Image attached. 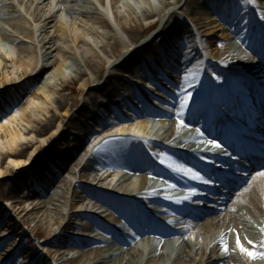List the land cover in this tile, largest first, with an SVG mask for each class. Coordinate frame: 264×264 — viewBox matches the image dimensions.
Wrapping results in <instances>:
<instances>
[{
	"label": "rangeland",
	"instance_id": "1",
	"mask_svg": "<svg viewBox=\"0 0 264 264\" xmlns=\"http://www.w3.org/2000/svg\"><path fill=\"white\" fill-rule=\"evenodd\" d=\"M11 1L16 5L14 10L9 6L0 5V9L4 8L5 10L0 16V40L4 35L10 37L11 41L15 42L14 45L20 54L19 57L27 58L25 53L29 50L28 46H32L35 62L30 72L26 71L25 68L16 70L20 80L13 83L14 86L9 83L10 85H5L4 89H0V115L11 113L17 106L21 108L35 95L45 101L46 109L34 117V127L28 123L22 125L26 133L34 131L36 137L34 145L27 149V157L32 156V161H24L25 163L19 167L16 164H5L3 168L5 173L0 176V264H63L66 258L77 256L80 251L78 248L68 246L66 244L67 239L83 238L82 235L88 233H84L78 228V226L89 222L88 219L79 217L78 213L88 211L109 226L117 227L119 224L125 223V218L121 213L133 209L132 200L125 199L124 196L120 200L116 197L113 199L116 209L109 211L108 216L101 214L103 210L101 206L95 209H86V206L81 205V201L86 199V196L81 194V186L102 190L104 194L109 196H112L113 191H115L114 188L120 194H126L129 191L136 192V189L142 186L140 176L127 179L121 183L123 187L118 186L121 176L125 172L124 170L113 171L108 169V163L114 159V154L103 143V140L108 135H113L110 133H113L121 125L114 127L111 132L102 133L98 131L95 122L98 119L91 112L92 108L95 107L97 113L104 115V117L102 116L104 122H110L105 117L115 114L114 116H121L133 125L137 123L133 120L136 112L145 107L170 113L173 111L176 102H181L188 93H191L190 102L194 97H199L203 78L213 81V86L219 85L212 69L206 66V60L216 62L224 67L237 65L239 68L242 67L241 69L251 68L250 73L258 71L263 62L251 47V36L256 33L252 31L249 34V32L256 22L257 32L262 33L261 44L264 46V20L261 19V16H264V0H254L253 3H248L247 0H217L213 5L214 10H197L194 16L189 15L183 8L187 0H180L168 7L161 16L156 15L145 22V24L151 21L156 22L147 33L146 40L154 38L151 44H131L126 41L121 47V52L117 55L112 53V46L106 41L90 40L88 44L78 42L70 49L61 42L60 31L56 25L64 15L70 22L79 20L76 14L67 13V8L72 6L79 8L84 5L89 9L98 7L97 14L92 13L87 18L85 17V21L88 22L93 23L94 20L101 17V13L106 14V12L109 13L111 19H114L110 0H107L105 8L99 5L98 0H76L74 2L69 0ZM151 1L156 6L161 7L164 0ZM126 3L135 6L137 13L134 17L136 18L138 15L142 16L143 8L149 7L146 0H121L118 9L123 14V21L128 23L132 21V16L127 12ZM220 9L222 10L220 11ZM229 9H234L237 16L242 15V28L249 34L247 41L233 37L239 23L222 19V12L227 13ZM42 13L54 14L56 19V22L47 30L50 37H55L54 51L48 56L42 55L44 48L39 45V40L44 34L39 35L40 30L35 23L36 16ZM172 14L179 15L188 24V28L177 34L176 40H173L174 38L171 40V36L167 34L169 29L162 31L166 25L169 28L168 23L171 22ZM193 17H198L200 24H203L205 28H200L199 23L197 24ZM215 17L217 18L215 19ZM250 19L253 21L248 23ZM224 29L228 34L226 38L222 35ZM25 31L30 33L27 34ZM93 33L94 36L101 38L107 33V30L96 27ZM231 39L233 45L229 49ZM222 44L228 46L230 52L234 47V60L228 61L219 57ZM57 47L68 51L63 57L66 62L67 75L60 76L51 82L52 72L55 69L52 63L59 59L61 54L60 50L56 49ZM87 48L91 52H87ZM129 54H132L130 60L128 59L131 58ZM123 58H127L129 65L145 73V76H142L141 79L137 78L139 74L131 73L126 68V64L111 67L114 62L121 61ZM88 62H95L104 67L101 78H97V74L89 69ZM239 63L243 65L240 67ZM171 64L174 75L167 77L161 68ZM42 66H45L46 69L37 75ZM7 68L5 73L12 70V64L8 63ZM81 72H85L86 75L82 77ZM226 76L227 73H224L221 76L222 80ZM2 77L3 74H0V78ZM137 79L143 80L142 83L148 89L140 86L142 98L134 96L129 101L130 94L134 92L132 86ZM157 80H163L164 83L160 84ZM73 81H76L74 86L77 90L73 94H69L68 89L63 90L62 88L66 84H73ZM44 83L49 85L51 100H46L45 95L38 92L39 86ZM98 85L101 88L96 90V97L90 98L89 93ZM118 94L122 97L116 101L117 104L113 99H117ZM65 98H73L77 101V105L70 110L72 118L67 121V125L62 126V132L59 133L60 131H56L57 122L56 125L51 123L52 120L67 119L59 106V102ZM203 101V99L200 101V105L204 111ZM167 118L170 120L174 117ZM149 124V136L154 139L156 137L163 138L165 131L163 123L158 119H151ZM184 124L187 125L186 122ZM45 126H49V130L45 140H43L36 134L38 128L41 129ZM180 129L182 130H178V137H185L184 135L187 134L186 127L181 126ZM87 138L90 144L104 139L94 147L93 151H85L83 145ZM55 152L56 156H54ZM72 152H78V156L68 163L66 169H62L63 161ZM167 154L174 159H179V156L172 152ZM150 159L155 166L161 165L159 156L151 154ZM261 171H264V165L257 168L254 175L248 180H244L247 176L241 178L240 183L244 180L243 186H248L254 181L253 177L256 173ZM59 173L60 177L56 181V185L47 191L49 182ZM95 177L97 180L101 178V181L98 182ZM73 190L80 191L79 195L74 196ZM138 203L142 205L141 202ZM217 205H219L218 201H212L210 208H218ZM202 207L207 208V205ZM8 229L9 233L5 234ZM20 236H22V241L18 242ZM184 236L192 247L191 249L188 248L190 256L185 259V264H227V262L224 263L218 259V255L213 249L212 251L209 250L210 245L207 244L206 240H197L191 232H186ZM100 237L102 240L96 243L99 246L109 247L113 245H108L105 241L106 239L111 240L112 234L102 232ZM54 238H58V243L52 242ZM11 246H16V248L12 254L8 255L6 252ZM259 261L264 263V261ZM233 264L240 263L234 262Z\"/></svg>",
	"mask_w": 264,
	"mask_h": 264
},
{
	"label": "bare ground",
	"instance_id": "2",
	"mask_svg": "<svg viewBox=\"0 0 264 264\" xmlns=\"http://www.w3.org/2000/svg\"><path fill=\"white\" fill-rule=\"evenodd\" d=\"M23 1V0H19ZM45 1V0H41ZM62 1V0H61ZM74 2L76 0H69ZM121 0H110V5L113 12L114 21L107 14H102L98 20H94L92 22L85 21V17L92 15V13L97 14L99 11L98 7L94 9H89L86 6H82L79 8L69 7L67 8V13H74L77 15L79 20H73L70 22L66 16H62L60 21L56 24L60 31V40L62 43L66 44L70 49L76 43L88 44L90 40L96 41H106L110 43L112 46V53L117 55L121 52V47L124 45L126 41L131 44H139L143 43V45L151 44L154 38H147V33L151 29L153 25H155V21H151L148 24H145L146 21L154 18L156 15L161 16L165 10L178 3L180 0H164L162 1V6L158 7L152 3L151 0H146L149 3V7L142 9L141 18L134 17L137 13L135 6L130 3H126L127 12L132 16V21L130 23L123 21V14L120 9H118L119 2ZM217 0H187L183 6L184 10L189 14L194 16L195 11L197 10H214V3ZM99 5L103 8L106 7V0H98ZM0 5L9 6L11 8L16 9V5L11 0H0ZM227 6V4H226ZM225 6V7H226ZM4 8L0 9V16L2 12L4 13ZM222 9H220L221 11ZM100 14V13H99ZM224 20L228 22L239 23V27L234 33L233 37H237L241 41H247L249 39V34L254 31L255 35L251 36V47L257 53L258 57L262 60L263 65L261 69H259L256 77L264 79V46L261 44L262 33L257 32V23L254 22V26L252 27L251 32L247 34V31H244L242 28V15L237 16L234 9H229L227 13L225 11L222 12ZM76 18V19H77ZM197 22L200 28H205L203 24H200L198 17H193ZM217 17H215L216 19ZM214 19V18H211ZM171 22L162 28V31L168 30V35L174 38L177 37V34L188 28V24L184 21L179 15L172 14L170 18ZM169 20V21H170ZM83 23H80V22ZM253 21L250 19L248 21ZM56 22L54 18V14L51 13H42L37 15L35 18V23L38 29L40 30V34H44L39 40V45L44 48L43 54L44 56L51 55L53 50V42H55V37L49 36L48 28L52 26V24ZM39 24V25H37ZM96 27L103 28L107 30V33L103 37L94 36L93 31ZM227 29V28H226ZM27 34L30 32L25 31ZM224 38L228 37L226 34V30L224 29L222 32ZM3 38H8L7 35H4L0 40V74H3V77L0 78V89H4L5 85L14 86L13 83L18 82L20 78L17 75V69L25 68L26 71L30 72L34 67V49L32 46H28L29 50L25 53L27 58L19 57L20 54L16 49V46L12 43V41H8L6 43L2 42ZM156 40V39H155ZM230 47L233 45L232 39L230 40ZM59 49L61 54L60 58L53 61L52 66L55 68L52 72V76L50 81H54L60 76H66V62L63 57L66 56L67 52L64 48H56ZM220 58L225 60H234V47L230 52L228 46L225 45L220 46ZM87 52H91L89 48L86 49ZM256 55V54H255ZM132 54H129L131 57ZM128 58V56H127ZM123 58L121 61L114 62L111 67H117L118 65L126 64L127 69L133 74H139L140 78L145 76V73L140 72L136 68L129 65V60L131 58ZM8 63L12 64V70H9L8 73H5L6 69L8 70ZM243 64L239 63L241 67ZM206 66L209 69H212L215 76H219V81L222 80L221 76L224 73L228 74V79L230 83L226 85L223 84V79L221 82L224 87L223 92H214L212 96L217 97H227L228 100H232L235 96L233 93H230L228 89L233 87L232 81L237 84L236 81L247 82L251 80L250 74L248 72L252 70L251 68L241 69L237 65L235 66H226L220 65L216 62H212L210 60H206ZM88 67L94 73H96L97 78H101L103 74V66L98 65L95 62H88ZM173 65L164 66L162 70L167 74H174L172 71ZM44 69L45 66H42L37 75H39ZM255 74V72H252ZM112 74V73H110ZM85 72H81V76H85ZM207 80V79H205ZM160 81V80H159ZM143 80L141 81V83ZM161 82L164 83L163 80ZM253 82V81H251ZM73 84H66L62 89L69 90V94H73L77 88L74 86L76 81L72 82ZM141 83H136L137 87L130 94L131 101L138 89L141 86ZM213 84V81L210 82ZM264 81L261 83L264 86ZM254 85V84H253ZM48 83L41 84L38 88V92H42L46 100H51V93L49 92ZM227 88H226V87ZM101 87L98 85L94 88L90 93L89 97H96V90ZM234 91V90H233ZM240 96H244L241 89H238ZM129 92V91H127ZM199 92L201 95L199 97H194L191 102L189 101L187 108L184 110V114L182 117L177 116V113L180 111V103L176 102L173 111L168 113L164 110H158L154 108H143L141 111H137L134 117V121H137L136 124L127 122L124 118L115 117L114 120H117L121 126L116 128L113 133H117L116 135L109 136V138H105L103 143H105L108 148L111 150L112 154H114V159L108 163V169L113 171L123 170V168H127L128 170H124V174L121 176L120 183L118 186L123 187V182L127 179L132 178L138 174L141 177L142 186L139 189H136V192L129 191L126 194H123L125 199L132 200V210H125L121 215L125 218L124 224H119L117 227H111L108 224L104 223L101 219L96 218L93 214L89 212H81L77 215L79 217H83L92 221L100 230L98 234L95 235L97 239L91 238H80L75 237L74 239L68 238L66 244L70 247L78 248L80 251L77 256L66 258L63 261V264H185V259L190 256V250L188 248H192L184 234L186 232H193L194 235L198 239H204L207 241V244L210 245V251H215L218 255V259L221 262H227V264H233L234 262H238L240 264H264L263 262H258V260H249L247 256L241 255L239 251L233 252L231 256L225 255L222 252V238L223 241L227 242L229 248H235V238L236 233H239L241 238V242L246 247H251L247 244V240L251 239L254 243L259 244L261 240H264V234L261 233L260 228L264 227V177L255 175V179L248 186H243L244 180H248L249 177L254 175L258 164H255L254 167L248 169L247 177L240 184H236V175L244 174L243 171L236 172L238 169H232L234 166L239 165L234 161L236 155L234 153H230L224 149H209V159H206L205 162H198L199 166L202 168L204 172V176L206 179L210 178L213 183L211 184H203L195 180H190L193 188L196 190L197 195L192 196L190 200H184L182 203H176V199L183 200L184 196L181 197H171L168 200L169 203L173 204L182 214L183 220L177 223L174 227H166L162 225L164 221H167L168 213L162 211L157 205V203L161 200L160 195V183L154 181L151 177V174H170L172 170L167 168L164 164L159 166H155L151 163V160L148 156V153L154 154L161 157V154H165L169 156L167 153L172 152L179 156V159L173 160L178 163H181V159L191 157L196 158V152H193L191 147L189 146L191 139L196 137V134H193L194 130L199 128L203 123L201 122L202 115L207 112L208 102L203 96V92L200 88ZM225 94V95H224ZM262 101L259 103L258 108H252L251 113H261L264 116V92H262ZM122 97V96H121ZM119 94L117 95V99H113L114 102L118 101L120 98ZM204 100V111L202 112V107L200 105V101ZM240 99V98H239ZM35 102V103H33ZM113 102V104H114ZM77 105V101L72 99H62L59 102L60 108L64 111L67 116L66 120H52L53 125L57 127L56 131L62 132V126L67 125V121L72 118V114L70 110ZM111 106V105H109ZM125 107V106H122ZM46 109L45 101L38 98L37 95L33 96L26 102L21 108L17 106L15 110H13L8 119L10 123L8 125L3 126V130H0V173L4 174L3 170L5 164H16L21 161H32V156L27 157V149L34 145V140L36 139L34 135V131L31 133H26L25 129L22 128V125L28 123L35 126L33 121L34 117L39 113H42ZM123 108L121 109V111ZM214 111V110H212ZM15 112H20L21 115L16 119L12 120L11 115H14ZM91 112L94 114L95 118L103 119L95 107L92 108ZM220 112V111H219ZM120 113V112H119ZM218 113V112H217ZM111 115V114H110ZM212 115V114H211ZM215 120L220 121L216 114ZM218 116V115H217ZM261 116V115H260ZM167 117H174L167 120ZM229 118L231 116H228ZM155 118L160 120L163 123V128L165 131L163 133V138L156 137L155 139L149 140L150 148L149 152L145 151L141 146V139L138 138V135L148 136L150 133V124L149 121ZM222 118V117H221ZM186 122V124L190 125V128L186 130L187 134L185 137H178V130L181 126L179 125L180 120ZM104 120V119H103ZM104 122V121H103ZM106 126H111L109 122H104ZM114 126V125H113ZM112 126V127H113ZM49 130V126L38 128L36 136L45 140L47 133ZM191 131V133L188 132ZM131 133L126 134L125 133ZM214 136V138L219 137L216 132L210 133ZM261 138V136H259ZM230 144L233 146H239V148L243 147V144L239 141H230ZM251 146H253L251 144ZM248 146V152L254 157L256 151L253 148ZM34 151V150H33ZM58 152V151H56ZM56 152L55 155L56 156ZM76 156H78V152H72L69 157L63 161L62 169H66L68 163L73 160ZM93 159V158H91ZM16 162V163H10ZM241 162H244L241 160ZM259 165L262 163V160L257 162ZM246 165V164H245ZM250 165V164H249ZM248 165V166H249ZM252 165V164H251ZM121 166V167H120ZM118 167L122 169H118ZM91 176V174H89ZM1 176V175H0ZM60 177V173L57 174L51 182H49V186L47 187V191L53 186L56 185V181ZM97 180V177H95ZM101 181V178L97 180ZM225 188V189H221ZM81 194L86 196V199L81 201L82 206H86V209H95L98 206H101L103 210L101 214L108 216L109 211H114L116 209V204H114L113 199L115 198L113 195L109 196L104 194L102 190L92 189L88 186H81ZM245 189H248L245 191ZM115 192H118L116 188H114ZM225 191V192H224ZM80 191L73 190V195L78 196ZM189 195V194H187ZM185 195V196H187ZM117 198V197H116ZM119 198L118 200H120ZM211 200V201H210ZM212 201H218V208H210L212 206ZM141 202L144 206H141ZM207 202V203H206ZM207 205V208H203L202 206ZM126 206V205H125ZM222 206V208H221ZM220 209V211H219ZM234 209V210H233ZM132 211L135 214V217L132 215ZM153 215V218H152ZM151 216V217H150ZM155 217V218H154ZM137 218V220L135 219ZM69 220L66 222L68 224ZM139 224L143 225L145 229H138ZM78 228L85 232L94 233L89 226L80 225ZM119 229V232H118ZM91 230V231H90ZM121 230V231H120ZM162 233L167 232L169 230L174 231L178 238L173 240L171 238L168 239H157L156 237H151L153 233ZM102 232H108L112 234L111 240H105L108 245L113 244L109 247H103L96 244L98 241L102 240L100 234ZM9 233V229L5 231V234ZM21 235V234H20ZM57 237V236H56ZM247 238V239H245ZM58 238L53 239V243H58ZM22 241V236L19 237L18 242ZM131 244V245H130ZM16 248V246H11L8 250L12 251ZM7 250V254L9 251ZM264 250V249H261ZM62 254V251H60ZM59 253V254H60ZM220 262V263H221ZM202 264V263H201Z\"/></svg>",
	"mask_w": 264,
	"mask_h": 264
},
{
	"label": "snow or ice",
	"instance_id": "3",
	"mask_svg": "<svg viewBox=\"0 0 264 264\" xmlns=\"http://www.w3.org/2000/svg\"><path fill=\"white\" fill-rule=\"evenodd\" d=\"M248 3H253L254 0H247ZM261 19L264 20V16H261ZM187 79V77H185ZM216 80H219L220 77L217 76L215 77ZM191 86V85H190ZM0 87H3L0 85ZM191 99V93H188L181 101L180 103V111L177 113L178 118L182 117L184 114V110L187 108L189 100ZM35 103V102H33ZM10 113H4V115H0V130H3L4 125H8L10 123L8 116ZM21 115L20 112H15L14 115H11L12 120H16L19 116ZM180 126L186 127L187 125L184 124V121L181 119L180 120ZM199 132V130H197ZM201 136H203V133H200ZM209 145H211L212 148L214 149H221L222 145L218 143L215 140H210L208 141ZM161 159L160 163L164 164L167 168L171 169L173 172L177 174H182L186 177H188L191 180L198 181L203 184H211L213 181L208 178L206 179L204 175H202L199 171L195 170L192 167H188L183 163H178L175 160H173L170 156H167L165 154H161ZM203 159V157H201ZM10 163H16L10 161ZM25 163L24 161H21L19 163H16V166L19 167L21 164ZM2 175V173H0ZM257 176L264 177V171L258 172ZM255 179V177H253ZM176 185H170V187L175 188ZM248 189H245L247 191ZM197 195V192L195 189L190 190L189 195L184 196L183 200L181 199H176V203H182L184 200H190L192 196ZM167 199H171V197H166ZM234 210V209H233ZM171 223V221L169 222ZM260 231L262 234H264V227L260 228ZM247 239V238H245ZM222 242V252L225 255L231 256L233 252H236L237 250L241 255L247 256L249 260H261L264 261V240H261L259 244L254 243L251 239L247 240V244L250 245L251 247H246L242 242L239 234L236 235L235 238V248L230 249L229 245L227 242L223 241V238L221 240Z\"/></svg>",
	"mask_w": 264,
	"mask_h": 264
}]
</instances>
